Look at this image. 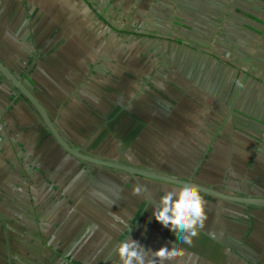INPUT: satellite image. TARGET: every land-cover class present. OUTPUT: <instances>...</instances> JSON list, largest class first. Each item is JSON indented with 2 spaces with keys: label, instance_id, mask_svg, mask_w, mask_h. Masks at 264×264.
<instances>
[{
  "label": "crops",
  "instance_id": "obj_1",
  "mask_svg": "<svg viewBox=\"0 0 264 264\" xmlns=\"http://www.w3.org/2000/svg\"><path fill=\"white\" fill-rule=\"evenodd\" d=\"M0 60L83 153L264 197V0H0ZM179 188L71 156L0 73V264H264V207L200 193L185 244L150 205Z\"/></svg>",
  "mask_w": 264,
  "mask_h": 264
},
{
  "label": "clouds",
  "instance_id": "obj_2",
  "mask_svg": "<svg viewBox=\"0 0 264 264\" xmlns=\"http://www.w3.org/2000/svg\"><path fill=\"white\" fill-rule=\"evenodd\" d=\"M140 191V186L133 189L134 193ZM150 205L153 219L162 227L179 233L178 238L182 243L191 244V238L197 235V227L203 226L204 201L200 190L195 186L183 185L176 190H165L159 200ZM115 253L120 264H145V248L130 237L118 244ZM153 255L163 260L172 259L182 253L179 249L167 247L153 251Z\"/></svg>",
  "mask_w": 264,
  "mask_h": 264
},
{
  "label": "water",
  "instance_id": "obj_3",
  "mask_svg": "<svg viewBox=\"0 0 264 264\" xmlns=\"http://www.w3.org/2000/svg\"><path fill=\"white\" fill-rule=\"evenodd\" d=\"M0 73L15 89H17V91H19L21 95H23L30 102V104L40 115L43 123L48 128L54 139L71 156L90 164H94L110 169H116L136 177L139 176L147 179H152V180L176 185L179 187L183 185L195 186L197 189L200 190V193L210 195L222 200H226L246 206L248 205V206L264 207V197L226 194L214 188L199 185L189 180L179 179L173 176L164 175L161 173H157L155 171L143 169L126 163L110 161L83 153L80 149H77L72 145H70L61 136L60 132L58 131L54 123L51 121L46 109L43 107L40 101L36 98V96L28 88V86L16 74H14L1 60H0Z\"/></svg>",
  "mask_w": 264,
  "mask_h": 264
}]
</instances>
